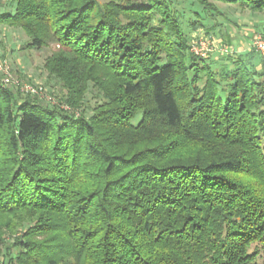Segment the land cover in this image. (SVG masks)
Instances as JSON below:
<instances>
[{"label":"trees","instance_id":"obj_1","mask_svg":"<svg viewBox=\"0 0 264 264\" xmlns=\"http://www.w3.org/2000/svg\"><path fill=\"white\" fill-rule=\"evenodd\" d=\"M181 1L0 0L60 94L0 86V264H259L264 60L195 56Z\"/></svg>","mask_w":264,"mask_h":264},{"label":"rangeland","instance_id":"obj_2","mask_svg":"<svg viewBox=\"0 0 264 264\" xmlns=\"http://www.w3.org/2000/svg\"><path fill=\"white\" fill-rule=\"evenodd\" d=\"M206 1L213 3L221 15L203 11V6L195 0H182L176 6L181 14L183 31L189 39V51L199 58L211 60L217 70L226 63L225 58L228 55L235 54L246 55L248 62L260 70L264 56L259 51L260 48H254L253 42L259 36H264V12L253 13L235 5L222 4L215 0ZM3 10L5 8L1 4L0 12ZM195 12L201 16L200 22L204 27H190L189 21L196 18ZM26 40L20 29L0 24V60L8 65L13 81H17L21 86H42L58 99V85L49 81L42 69V63L50 54V49L27 50L24 48ZM193 48L199 49V54H196ZM4 87H11L15 91L20 89L12 83ZM96 100L93 93L89 92L85 97V109L93 106ZM2 253L0 250V255ZM259 257V264H264L263 251Z\"/></svg>","mask_w":264,"mask_h":264},{"label":"built area","instance_id":"obj_3","mask_svg":"<svg viewBox=\"0 0 264 264\" xmlns=\"http://www.w3.org/2000/svg\"><path fill=\"white\" fill-rule=\"evenodd\" d=\"M253 46L254 48H260L261 50H259L262 55L264 56V36H259L254 42H253ZM193 50L195 51L196 54H199L198 51H200L197 48H193ZM258 50V49H257ZM15 84L20 88L18 89L20 91V93H25V94H29V95H35L38 96L40 98L45 99V101L50 102L52 104H55V100L53 97H51L50 95H48L45 92V89L42 86H21L17 81H13V79L11 78L10 74H9V67L6 64L5 61L0 60V86H6L8 84ZM61 108H63L64 110H67L68 108L66 106H61Z\"/></svg>","mask_w":264,"mask_h":264}]
</instances>
